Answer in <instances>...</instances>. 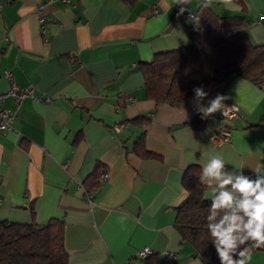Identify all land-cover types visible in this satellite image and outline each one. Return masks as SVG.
<instances>
[{
    "label": "crops",
    "instance_id": "0c3cea01",
    "mask_svg": "<svg viewBox=\"0 0 264 264\" xmlns=\"http://www.w3.org/2000/svg\"><path fill=\"white\" fill-rule=\"evenodd\" d=\"M201 2L0 0V92L10 71L19 86L52 98L26 97L13 129L0 132V221L63 220L69 264H147L137 255L146 246L162 264H202L175 225L188 198L183 175L210 152L229 170L264 172V82L235 77L221 88L223 102L239 107L232 120L221 111L203 117L193 99L147 97L145 62L190 45L193 21L178 13L196 14ZM233 2L211 5L219 15L245 14L252 42L264 43V0ZM222 128L230 141L213 139ZM96 171L102 185L87 191Z\"/></svg>",
    "mask_w": 264,
    "mask_h": 264
},
{
    "label": "trees",
    "instance_id": "16d2710c",
    "mask_svg": "<svg viewBox=\"0 0 264 264\" xmlns=\"http://www.w3.org/2000/svg\"><path fill=\"white\" fill-rule=\"evenodd\" d=\"M192 21L190 45L157 53L152 61L145 62L148 98L178 105L193 99L195 87H203L211 99L235 77L258 84L264 82V43L252 42L247 32L250 20L245 14L219 15L212 5L204 8L201 2ZM139 140L137 151L141 156H150ZM201 174L198 166L185 171L183 186L188 198L179 208L175 225L183 240L195 246L202 264H219L207 230L211 200L204 196L206 186ZM85 184L87 191L99 189L102 185L99 172L92 173ZM146 261L162 264L154 255ZM0 264H69L64 221L59 218L41 223L0 221Z\"/></svg>",
    "mask_w": 264,
    "mask_h": 264
},
{
    "label": "clouds",
    "instance_id": "9594fccd",
    "mask_svg": "<svg viewBox=\"0 0 264 264\" xmlns=\"http://www.w3.org/2000/svg\"><path fill=\"white\" fill-rule=\"evenodd\" d=\"M189 0H176L177 5ZM227 8H234L233 0H219ZM212 0H202L207 8ZM186 9L180 8L178 15ZM190 21L193 19L190 14ZM194 109L208 117L225 107L227 98L217 94L208 99L203 87L193 89ZM207 99V105L202 101ZM228 161L220 153L210 152L201 165V181L212 190L207 230L215 248L219 264H249L252 252L264 248V172L253 168L255 176L246 175L244 168H227ZM199 264V261L194 262Z\"/></svg>",
    "mask_w": 264,
    "mask_h": 264
},
{
    "label": "built area",
    "instance_id": "2783aa9c",
    "mask_svg": "<svg viewBox=\"0 0 264 264\" xmlns=\"http://www.w3.org/2000/svg\"><path fill=\"white\" fill-rule=\"evenodd\" d=\"M65 2H70L71 0H63ZM192 14L193 19L195 14L190 11H185L182 14V20L185 23L191 22L188 18ZM41 22L44 23V19H41ZM6 77L10 81V87L5 92H0V132L5 133L11 129H13V124L19 118V109L22 105L23 100L26 97H33L37 100L46 99L51 102L52 98L37 96L35 94V89L33 86L21 87L16 82L12 72L6 71ZM133 99V98H131ZM11 100L13 102V106L9 107L7 105L8 101ZM225 105L221 110V117L224 120H232L240 115L239 107L233 103L223 102ZM118 129V128H117ZM232 137L231 131L227 128H222L216 135L213 136V139L218 142L230 141ZM88 199L91 200V196H88ZM154 251L151 247H144L137 251V255L141 258H148L152 255ZM176 256L175 251L168 252L164 257L165 262L171 261Z\"/></svg>",
    "mask_w": 264,
    "mask_h": 264
},
{
    "label": "rangeland",
    "instance_id": "374dc122",
    "mask_svg": "<svg viewBox=\"0 0 264 264\" xmlns=\"http://www.w3.org/2000/svg\"><path fill=\"white\" fill-rule=\"evenodd\" d=\"M255 254H258V255H255ZM252 256H253L252 259H254L253 260L254 262H249V263H253V264H264V260L261 261V258L264 256V250L263 251H253L252 252Z\"/></svg>",
    "mask_w": 264,
    "mask_h": 264
},
{
    "label": "bare ground",
    "instance_id": "6f19581e",
    "mask_svg": "<svg viewBox=\"0 0 264 264\" xmlns=\"http://www.w3.org/2000/svg\"><path fill=\"white\" fill-rule=\"evenodd\" d=\"M117 109H119V108H117Z\"/></svg>",
    "mask_w": 264,
    "mask_h": 264
}]
</instances>
